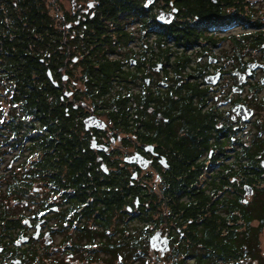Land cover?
Segmentation results:
<instances>
[{"label":"flooded vegetation","instance_id":"af4514ba","mask_svg":"<svg viewBox=\"0 0 264 264\" xmlns=\"http://www.w3.org/2000/svg\"><path fill=\"white\" fill-rule=\"evenodd\" d=\"M84 1L70 0L60 12V26L53 25L64 56L46 70L63 113L57 117L52 107L46 112V139L53 138V123L60 126L55 138L78 150L81 162L97 166L103 182L119 176L129 212L140 197L148 246L157 230L169 240L164 255L149 250L151 260L160 263L170 258L174 238L185 242L181 227L164 219L173 203L192 211L201 206L205 214L239 215L238 207L250 204L264 187V13L257 4L254 14L194 24L206 38L182 46L180 26L173 25L167 41L164 33L178 6L154 0L144 7L143 1L134 12L118 15L110 31L86 48L84 36L99 21L92 20L97 0ZM173 8L178 11L170 23L157 21L161 11ZM4 51L0 47V264H72L79 251L72 246L76 221L70 222L66 190L54 191L49 174L35 172L29 189L20 190L23 166L43 163L15 162L20 149L29 146L34 153L37 136L44 134L35 129L42 121L23 117L19 69H3ZM213 165L215 171L231 166L237 172L211 174ZM201 169L209 174H196ZM55 236L58 251L66 255L61 260L53 258Z\"/></svg>","mask_w":264,"mask_h":264},{"label":"trees","instance_id":"16d2710c","mask_svg":"<svg viewBox=\"0 0 264 264\" xmlns=\"http://www.w3.org/2000/svg\"><path fill=\"white\" fill-rule=\"evenodd\" d=\"M162 1L163 6L173 1L179 8L174 23L164 28L165 40L175 24L181 27L182 46L206 38V34L199 33L194 24L205 25L221 15L257 13L252 0H214L215 4L213 0ZM47 6L45 0H0V31L4 34L0 39V47L5 49L3 69L13 72L14 65L19 69L23 117L34 116L42 121L41 126L35 129H40L44 134L41 138V135L37 136L34 153L29 146L26 151L20 149L19 162H43L23 166L25 171L20 179V190L29 189L34 172L48 173L54 191L60 193L66 190L62 196L68 203L70 222L76 221L73 248L86 252L90 262L145 264L149 258L148 231L147 226L143 225L146 218L140 197L136 208L129 212L124 195L119 194V176L113 175L112 180L103 182L105 176L100 170L96 171L97 166L94 169L92 162H81L77 158L78 150H73L70 144L66 147L67 144L61 139L55 138L61 134L60 126L51 125L49 134L53 138L47 142L46 112L52 107L51 110L58 113L57 117H61L63 108L60 93L50 85L46 68L61 63L64 56L58 48L61 34L53 28L55 19L61 17V11L56 9L51 15ZM136 7H142V0H97V11L92 20H98L99 26L84 36V46L87 48L90 42H98L102 34L110 31V22L130 8L134 12ZM20 130L21 138L30 132L28 128L25 133ZM251 152L248 147L245 148L246 156H250ZM214 168L213 165L211 174L231 176L237 172L232 171L231 166L216 171ZM209 171L201 169L196 174H209ZM136 194L139 195L132 192V195ZM126 195L129 193L126 192ZM219 198L220 195L216 200ZM171 208L170 212L164 214L165 222H168V226L174 224L181 227L185 242L174 238L168 264H248L254 259L264 264L259 245V235L264 229V187L250 204L238 207L239 215L214 210L205 214L201 206L192 211L184 209L182 203L178 207L173 203ZM238 220H242V224L237 223ZM163 260L165 262L161 264H167V256Z\"/></svg>","mask_w":264,"mask_h":264},{"label":"rangeland","instance_id":"374dc122","mask_svg":"<svg viewBox=\"0 0 264 264\" xmlns=\"http://www.w3.org/2000/svg\"><path fill=\"white\" fill-rule=\"evenodd\" d=\"M87 0L84 1V3L86 2ZM145 1V0H142V2ZM254 2L255 5L258 4V6L261 7V13L263 14L264 13V0H252ZM52 2V3H51ZM48 5V6H47ZM45 6L49 7V12L51 13V15H54V11L56 9L62 11V9H68L69 6H70V0H45ZM158 8V5H155L154 9L157 10ZM61 18L58 17L55 19L54 23L56 26H60V23H61ZM10 156H7L5 157V160L4 162H8ZM15 162H19V161H15ZM54 242H53V247L56 246L57 248L53 250V258L54 260H61V259H64L66 257L65 254H62L61 252L58 251V245H57V242L59 240V237L58 236H55V238L53 239ZM259 245H260V253H261V256L264 258V229L262 230V232L260 233V237H259ZM151 252L148 251V259H146V262L145 264H161V263H164L165 260L163 262H156V261H152L151 260V255H150ZM168 255V254H167ZM170 256V254H169ZM170 262V258L168 259L167 257V260H166V263L168 264ZM102 264L100 261H96V262H90L87 260V253L86 252H78V254H74V257L72 258V264ZM136 264V263H134ZM248 264H259L257 260H252L251 262H248Z\"/></svg>","mask_w":264,"mask_h":264},{"label":"water","instance_id":"95a60500","mask_svg":"<svg viewBox=\"0 0 264 264\" xmlns=\"http://www.w3.org/2000/svg\"><path fill=\"white\" fill-rule=\"evenodd\" d=\"M153 1L154 0H146V2L144 3V6L145 7L149 6ZM176 12H177V9H175V8L171 12L161 11L157 15V21L160 23H165V24L170 23ZM46 73L51 78L50 70H46ZM250 114H251V109L247 115H250ZM98 122H100V121H98ZM103 168H105V166ZM244 189H245L246 194H249L252 191V188L248 185H245ZM137 204H138V199L136 198L135 199V205H137ZM130 209L131 208L128 207V210H130ZM149 249L151 251L152 250L159 251L161 255H164L166 252L169 251V249H170L169 240L166 236L161 235V230H157L156 232H154L150 236V238H149Z\"/></svg>","mask_w":264,"mask_h":264},{"label":"snow or ice","instance_id":"6c2138e0","mask_svg":"<svg viewBox=\"0 0 264 264\" xmlns=\"http://www.w3.org/2000/svg\"><path fill=\"white\" fill-rule=\"evenodd\" d=\"M91 5H89V7H90ZM101 167L103 168L104 167V165L103 164H101ZM106 170V169H105ZM157 180H159L160 179V177L159 176H157V178H156Z\"/></svg>","mask_w":264,"mask_h":264}]
</instances>
